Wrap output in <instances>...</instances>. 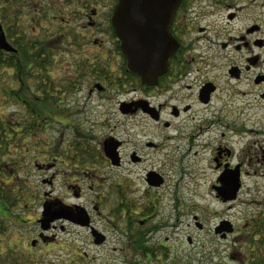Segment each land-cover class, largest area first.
<instances>
[{"label":"flooded vegetation","instance_id":"flooded-vegetation-1","mask_svg":"<svg viewBox=\"0 0 264 264\" xmlns=\"http://www.w3.org/2000/svg\"><path fill=\"white\" fill-rule=\"evenodd\" d=\"M173 1L174 49L167 71L148 86L128 70L113 29L118 0H0L8 47L0 49L1 75L19 86L11 98L27 100L25 91L31 102L57 99L54 106L47 101V109L61 113L59 121L48 115L61 131L56 140L48 137L33 161L36 170L51 173L42 180L51 188L43 198L46 219L61 218L36 240L55 242L53 232L66 224L86 228L94 244L104 243L106 236L91 222L96 214L124 237L132 255L139 237L142 257L168 259L166 243L157 249L144 244L159 228L181 224L180 188L164 190L174 164L177 186L188 176L214 174L184 207L197 232L209 233L208 253L191 264H264V188L244 187L245 179L264 181V0ZM43 74L45 91L36 89ZM134 166L142 167L145 193L135 200ZM124 167L123 185L116 173ZM60 171L71 198L85 197L80 184L85 180L95 194L92 203L54 201L52 185ZM227 177L240 184L232 199ZM158 191L174 212L162 226L151 225ZM41 218L40 213L37 223ZM187 243L194 246L191 237Z\"/></svg>","mask_w":264,"mask_h":264},{"label":"rangeland","instance_id":"rangeland-1","mask_svg":"<svg viewBox=\"0 0 264 264\" xmlns=\"http://www.w3.org/2000/svg\"><path fill=\"white\" fill-rule=\"evenodd\" d=\"M9 80L10 78L7 77V74L3 73L1 75L0 71V121L2 120L5 123L9 122L10 124L13 123L12 127H15V123L18 122L17 124H22L21 119L28 118L30 115L28 114L29 112L26 111L27 109L25 106L23 107L21 103L15 101V99H12L11 95H9L12 90H18L19 88L17 84L13 86L9 85ZM25 87L26 86H24L23 89H25ZM23 92V97L28 99L29 94L25 91ZM45 105L46 108H49L47 102ZM34 106L35 105L31 104L32 112ZM47 112L50 116H52V118L58 121L61 119V113L51 110ZM113 118L121 120L117 114ZM40 120H42L41 116ZM42 121L41 130L37 132L35 140L38 139L42 143H45L48 137H50L51 140H56L57 136L60 134L61 125L52 119H48V117H45V120ZM112 124L113 122H111V125ZM16 128H18V126ZM98 134L99 132L96 136H98ZM33 146L35 149H33ZM44 150L45 146H38L37 143H24L23 145L21 144V146L19 145L17 154L15 155L16 158L19 159L21 166L19 176L28 180L30 187L36 189L40 193L38 195L39 197L33 200H26L25 203H21L18 208L13 211H7L5 206L0 203V219L5 220V226H7L6 235L3 236V242L6 244L10 241L15 245H18V248L14 247V250L16 251L15 257H21L23 261H25L28 256L32 257L28 264H125V259L129 261L132 259L138 264H168L172 258L176 260V264H191L192 259L199 261L208 253V244L205 237L207 236L208 238L209 233L207 231L202 233L197 232L191 222V212L184 207H187L192 200L191 192L197 188V191L202 193L208 186L209 182L213 180L214 174L212 173L211 175L210 173L208 175L198 176L197 178L188 176L179 183V186H177L178 175H173L176 172L174 164L173 167L170 168V171L173 174H169L166 177L167 184L164 187V190L170 191L176 187L180 188L181 200L179 202L180 207L178 209V213L180 215L179 221L181 224L178 225L177 228H159L158 231L152 233L148 237L146 244H144L149 248L153 247L154 249H157V244L166 243L168 253L170 254L168 259L157 260L156 257L153 259H145L142 256L132 255V251L129 250L128 242L124 239V237L120 236L114 231V229L109 228L107 220H99V217H97L96 214L92 217L93 220L91 222L96 229L102 231L106 236V241L104 243L94 244L90 233L86 228H79L66 224H62L64 227L63 231L57 229L53 232L56 238L55 242L53 241L52 243H48L46 241H37L36 236L39 233H43L40 230V225L37 223V219L42 211L43 203H46L43 200L45 195L44 193H48L51 189L48 188L47 184H42V180L49 178L51 173L42 174L40 171L35 169L33 161L38 152ZM38 163H40V161ZM208 165V163L196 164L198 169L204 166L207 167ZM145 166L148 168L150 167L148 164ZM190 168L192 169V172H195L194 167ZM141 169L142 167L140 166L132 167V170L135 173L131 178L132 185H130V189L133 191L134 200L138 199L139 196H145V193L143 192L144 185L142 183L143 172ZM124 170H126V167L118 170L116 173H121L123 185L127 182L124 173H122ZM106 171L109 170L105 169L104 172ZM196 172L199 174V170ZM63 178L64 177L61 172L60 176L53 182L52 186L54 193L52 199L54 201L76 203L80 205L87 204L89 202L92 203L95 194L94 192H89L88 185L85 180L80 181V184L83 186L82 190L85 197L79 201H75L71 198V194L64 190ZM244 187L264 188V181L263 179H245ZM106 193L107 191L104 190L103 195ZM153 196L158 198L159 206L156 216L153 218V221H151V225H167V222L174 212L170 209L165 198L166 196L162 194V191H158ZM142 201L144 202V200ZM101 212L102 218L108 214L107 209H103ZM15 217H18L19 219H16ZM47 236L51 237L50 235ZM187 237H191L193 239V247L187 243ZM21 242H26V244L21 246ZM29 243H34L32 249L29 247ZM231 245L232 243L230 242V246ZM3 250H5V248L2 249V251ZM29 251H31V255H29ZM19 264H22L21 261Z\"/></svg>","mask_w":264,"mask_h":264},{"label":"water","instance_id":"water-1","mask_svg":"<svg viewBox=\"0 0 264 264\" xmlns=\"http://www.w3.org/2000/svg\"><path fill=\"white\" fill-rule=\"evenodd\" d=\"M175 5L176 1L173 0H118L112 26L128 61V70L138 76L143 85H156L158 78L167 71L168 59L174 49L169 25L171 10ZM0 49L8 50L1 25ZM239 185L237 178H226V186L232 193L230 199L234 198ZM47 211L46 202L42 205V218L38 221L42 232H46L51 223L61 218L56 216L46 219ZM93 235L96 239V235Z\"/></svg>","mask_w":264,"mask_h":264},{"label":"trees","instance_id":"trees-1","mask_svg":"<svg viewBox=\"0 0 264 264\" xmlns=\"http://www.w3.org/2000/svg\"><path fill=\"white\" fill-rule=\"evenodd\" d=\"M41 69L42 71L44 70L43 67ZM43 75L41 79L38 78L36 80L37 90H46V86L44 87V85H46L44 82L45 75ZM40 82L43 84V89H40ZM9 95L12 97L13 91H11ZM16 97L17 96L14 97L15 101L21 103L23 107L25 106L27 109L26 111L29 112L28 114L30 116L28 118H22V124L20 125L17 124L18 122L15 123V127H12L13 123L10 124L9 122L5 123L2 120L0 121V203L5 206L7 211L16 210V208H18L21 203H25L26 200H33L39 197L38 195L40 193L36 189L30 187L28 180L19 176L21 166L19 159H17L15 155L17 154L19 145L21 146V144L23 145L24 143L34 142L37 143L38 146H45V143H42L38 139L35 140L37 132L41 130V123H43L42 120H45V117H48L49 115L47 112L49 109L46 108L45 103L48 101L54 106L58 102L57 99H52L51 102L46 99H38L35 103L28 99L19 100L18 97ZM31 104L35 105L33 112L31 110ZM40 116L42 120H40ZM17 126L18 128H16ZM33 149H35L34 146ZM15 218L19 219L18 217ZM6 231L7 226H5V220L0 219V264H19L20 261L22 264H28L32 257L28 256L25 261H23L21 257H15L16 251L14 250V247L18 248L17 244L15 245L10 241L4 244L3 236L6 235ZM25 244L26 242H21L20 245L24 246ZM29 247L31 249L33 248L31 243H29ZM4 248L5 250L2 251ZM29 252L30 254H28L31 255V251ZM135 253L138 256H145L146 254L139 237L134 240L133 255ZM134 264L138 263L134 262Z\"/></svg>","mask_w":264,"mask_h":264}]
</instances>
